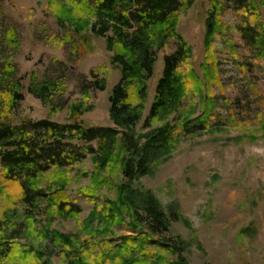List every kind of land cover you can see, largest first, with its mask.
Here are the masks:
<instances>
[{"label":"rangeland","instance_id":"374dc122","mask_svg":"<svg viewBox=\"0 0 264 264\" xmlns=\"http://www.w3.org/2000/svg\"><path fill=\"white\" fill-rule=\"evenodd\" d=\"M188 1L177 14L176 26L190 47L180 74L183 97L176 111L160 114L147 127L142 125L155 98L163 53L174 52L178 46L175 38H169L165 48L157 51L152 75L146 80L143 112L134 129L139 148L144 136L166 123L177 128L185 120H197L191 130L180 132L168 150L148 160L146 173L125 188L121 164L130 153L120 146L119 138L111 150L83 152L82 159L71 165L42 172L35 180L40 190L53 194L62 188L78 212L54 211L48 221L47 200L36 203V234H24L16 241L43 251L41 261L62 264L59 248L38 234L44 228L73 239L66 248L68 254L85 246L92 248L93 258L108 244L119 245L125 236L147 234L144 205L152 198L167 219V230L150 237L174 247V254L164 255L170 263L264 264V0H254L257 8L220 0L224 30L213 34L209 56L204 48L205 21L214 0ZM90 21L61 0H0V122L17 126L48 119L71 124L72 107L77 106V123L113 126L108 95L120 72L110 63L107 35L90 32ZM9 27L15 31L16 46L4 41ZM6 62L12 66L7 76L2 69ZM90 71L103 82V89L87 87L94 81ZM193 73L202 80L199 89ZM11 80L18 81L22 98L8 112L9 98L4 93ZM43 83H56L45 92L46 100L31 92ZM200 119L206 121L200 123ZM90 145L94 147V142ZM94 178L104 179L103 185L97 187ZM4 183L0 162V210L13 208L23 218L25 206L19 201L18 187ZM107 203L117 209L114 223L99 219L108 213ZM89 231L98 233L88 236L87 242ZM144 249L162 253L158 245ZM18 251L2 264H23L37 257L31 253L25 259Z\"/></svg>","mask_w":264,"mask_h":264},{"label":"trees","instance_id":"16d2710c","mask_svg":"<svg viewBox=\"0 0 264 264\" xmlns=\"http://www.w3.org/2000/svg\"><path fill=\"white\" fill-rule=\"evenodd\" d=\"M61 1L71 5L72 11L76 10L79 16L91 19L89 30L94 35L102 37L107 35L105 37L106 49L112 54L110 63L120 72L118 82L112 86L108 95V113L113 126H83L81 123H77V106L72 107L74 114L71 124H58L48 119L38 120L28 123V125L22 123L17 126L8 125L4 121L0 122L1 175L6 187L11 184L18 187L19 201L25 206L23 218H19L13 208L0 210V264L10 256L14 259L15 251H18L19 248L22 250L18 251L21 252L20 256L25 259L27 254L31 253L37 256L31 261L25 260L23 264H47L46 260H40V257L44 255L43 251L34 249L33 246L20 245L16 241L18 238L24 237V234L28 236L36 234L33 221L34 210L37 209L36 203L42 198L48 202L45 209L48 221L50 214L54 211L67 212L72 215H76L78 212L77 208L68 201L62 188L58 187V192L53 194H46L40 190L35 180L42 172L53 167L71 165L82 159L83 152L95 153L96 151L111 150L115 146L116 139L119 138L120 146L125 152L130 153V156L126 157L121 164L122 176L127 180V184L122 186L125 188L135 178L146 173L148 160H151L159 152L168 150L171 143L179 137L180 132L191 130V123L197 120H185L177 128L166 123L162 128L159 127L154 134L144 136L145 142L139 148L140 138L135 134L134 129L143 112L146 80L152 75L157 51L165 48L169 38H175L178 46L174 52L163 53L162 73L156 83L155 98L142 125L147 127L160 114L176 111L184 94L180 74L181 67L190 57V47L178 35L176 26L177 14L188 5V0ZM237 1L247 7L257 8L254 0ZM246 1H249L248 5H246ZM221 13L220 0L211 2L205 21L204 48L206 56L211 53L210 44L213 34L217 31L223 33ZM4 41L7 45H17L15 31L12 27L5 30ZM261 43L264 49V24L261 25ZM209 64L212 66L213 59L208 62ZM2 69L5 76L12 72V66L8 62L3 64ZM90 76L94 81L87 87L104 88L103 82L97 80V74L90 71ZM192 77L197 85L195 87L199 86L200 88L202 80L195 73ZM55 84L43 83L36 89L31 88V92L36 97L46 100L45 92L52 90ZM7 86V91L4 94L9 98L7 106L9 112L22 97L19 93L18 81H8ZM206 97L211 98V95L206 92ZM211 103L213 104V102ZM199 121L200 123L205 122L206 119ZM72 140H76L77 143L72 144ZM92 142H94V147L90 145ZM94 182L97 187H100L103 185L104 179L94 178ZM152 200V198L145 200L146 205H144L147 213L145 223L149 233L143 235L140 231L135 235L125 236L116 247L108 244L96 258L92 257V248L85 246L80 252L68 254L66 248L73 241L71 237L60 235L56 231L47 232L45 228L38 234L47 236V240L59 248L62 264H184L170 263L168 259H164L165 254L175 253L174 247L167 242L153 241L150 237L167 230L165 224L167 219ZM95 212L96 209L92 211V217ZM117 215L116 207L109 204L108 213L100 215L99 219L106 224L114 223ZM89 222H87V226ZM97 233L89 231L85 238L86 241L88 242V236ZM148 245H158L163 254L156 253L154 255L145 250L144 246ZM91 246L93 247L92 244ZM114 247L116 251L112 252ZM150 259L154 261L151 262ZM11 264L14 262L12 261Z\"/></svg>","mask_w":264,"mask_h":264}]
</instances>
